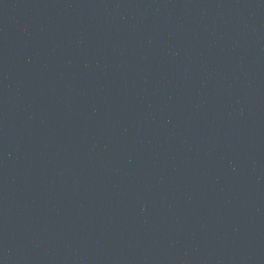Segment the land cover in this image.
Masks as SVG:
<instances>
[{"label":"water","instance_id":"1","mask_svg":"<svg viewBox=\"0 0 264 264\" xmlns=\"http://www.w3.org/2000/svg\"><path fill=\"white\" fill-rule=\"evenodd\" d=\"M0 264H264V0H0Z\"/></svg>","mask_w":264,"mask_h":264}]
</instances>
